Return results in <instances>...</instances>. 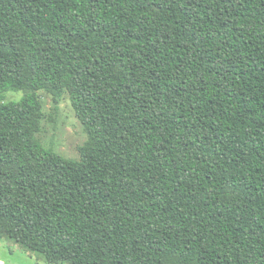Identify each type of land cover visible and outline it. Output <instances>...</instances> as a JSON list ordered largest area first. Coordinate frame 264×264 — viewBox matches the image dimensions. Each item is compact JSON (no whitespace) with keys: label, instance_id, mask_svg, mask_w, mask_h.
<instances>
[{"label":"trees","instance_id":"obj_1","mask_svg":"<svg viewBox=\"0 0 264 264\" xmlns=\"http://www.w3.org/2000/svg\"><path fill=\"white\" fill-rule=\"evenodd\" d=\"M40 90L68 94L79 160L38 141ZM0 235L49 263L264 264V0H0Z\"/></svg>","mask_w":264,"mask_h":264},{"label":"rangeland","instance_id":"obj_2","mask_svg":"<svg viewBox=\"0 0 264 264\" xmlns=\"http://www.w3.org/2000/svg\"><path fill=\"white\" fill-rule=\"evenodd\" d=\"M44 119L42 130L37 133L41 145L65 158L80 159V148L87 140V133L75 114L68 94L55 103L51 94L40 90ZM23 91H8L5 100L18 99ZM1 264H71L49 263L38 251H33L8 236L0 235Z\"/></svg>","mask_w":264,"mask_h":264},{"label":"crops","instance_id":"obj_3","mask_svg":"<svg viewBox=\"0 0 264 264\" xmlns=\"http://www.w3.org/2000/svg\"><path fill=\"white\" fill-rule=\"evenodd\" d=\"M0 264H1V261H0Z\"/></svg>","mask_w":264,"mask_h":264}]
</instances>
